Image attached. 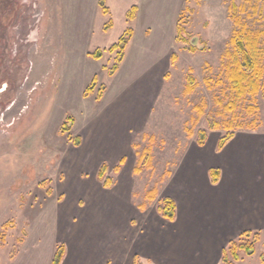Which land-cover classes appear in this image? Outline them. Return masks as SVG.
I'll list each match as a JSON object with an SVG mask.
<instances>
[{
    "label": "rangeland",
    "instance_id": "1",
    "mask_svg": "<svg viewBox=\"0 0 264 264\" xmlns=\"http://www.w3.org/2000/svg\"><path fill=\"white\" fill-rule=\"evenodd\" d=\"M103 5L106 14L100 0H0V264H52L60 245V264H225L223 250L232 264H261L264 0ZM241 28L262 70L255 92L232 86ZM126 29L114 70L120 52L108 49ZM148 148L151 167L143 160L135 174ZM166 197L173 220L157 210Z\"/></svg>",
    "mask_w": 264,
    "mask_h": 264
},
{
    "label": "trees",
    "instance_id": "2",
    "mask_svg": "<svg viewBox=\"0 0 264 264\" xmlns=\"http://www.w3.org/2000/svg\"><path fill=\"white\" fill-rule=\"evenodd\" d=\"M104 0H100V5H102V12L104 14L107 13L108 9L107 7H105V5H103ZM104 6V7H103ZM135 11H136V6H132L130 8V11L127 13V18L128 19H133L134 15H135ZM234 22L238 23L237 21V17L234 18ZM109 25H105L104 29L108 28ZM239 34H241V38H240V42L236 48L237 50L242 54V59H243V63L240 62H236V64L231 65L232 68L230 69L231 71V81L233 83V88L235 90H238V92L240 93H245L246 91L250 90L252 92H255L256 90H258L259 85H258V77L261 75L262 70L260 69V67L258 66V56H257V50H256V45L253 42H250V38L249 36L245 35V31L243 28H241V30L238 32ZM178 34L179 36H181L182 40L188 41L190 44V48L195 50H203L204 47L203 45L199 42V38L197 36H192V37H185L184 35V31L183 29H181L180 27L178 28ZM184 36V37H183ZM132 37V31L131 29H126L124 31V33L121 35V37L118 39V41L116 43H114L113 45H111L108 49L109 52H113L116 49L119 50V55L116 57V64L114 65L113 69H117L118 68V63H120L123 59V51L125 50L129 40ZM244 40H246V42L244 43ZM233 41H235L236 39L233 38ZM92 58L94 59H99L101 57V50H96L94 53H92L90 55ZM245 66H248L251 69V73H248ZM95 78H93V82L95 81ZM188 83L185 87V90L187 92H189L192 89L191 86V82H192V77L189 75V77L187 78ZM100 92L98 93V96L100 97ZM72 125V119L69 118L63 125V129L65 131L70 130ZM203 134V132H200ZM231 138L230 136H226V137H222L220 142L218 143V150H221V148L224 146V144ZM78 141V140H77ZM199 144H203V141H200ZM149 148L145 150V153L143 154V156H141L138 161H137V165L134 168V172L135 174L141 172V169L139 167V165L141 164V162L143 160H146V166L148 168H150V157L148 156L149 154ZM125 162L124 157H122L119 160V163L117 165H115L113 167V170L115 172H118L121 168V165H123V163ZM107 165L106 164H102L99 168L98 171V179L100 181H102V186L104 188H108L112 185V179L108 176H106V172H107ZM210 176H211V180L213 184H216L219 181V171L218 169H211L210 170ZM157 194V189L154 187L152 189H150L145 196H147V198L149 200L154 199V197ZM157 210L163 214V216H165L167 219L169 220H173L175 217V204L174 201H172L170 198L166 197L163 198L161 203L158 205ZM10 225H12L11 222H8ZM243 236H245L246 238H249L251 233L250 231H245L242 233ZM241 235V236H242ZM255 238H257V235H254ZM254 238V239H255ZM0 241L3 244L4 243V233H0ZM23 240L21 238L18 239V242L21 243ZM236 242V241H235ZM235 242L232 241L230 242V247H231V254L234 256L235 259L238 258L236 251H235ZM246 250H248L249 253L252 252V248L251 245L248 246H243ZM223 262L225 264H232L231 262H228L227 260V255H226V251L223 250ZM64 256V248L63 245H60L57 247V250L55 252L54 255V259L52 264H60L62 258ZM261 264H264V255L261 256Z\"/></svg>",
    "mask_w": 264,
    "mask_h": 264
},
{
    "label": "crops",
    "instance_id": "3",
    "mask_svg": "<svg viewBox=\"0 0 264 264\" xmlns=\"http://www.w3.org/2000/svg\"><path fill=\"white\" fill-rule=\"evenodd\" d=\"M222 148H223V147H222ZM222 148H221V149H222ZM217 183H218V182H217Z\"/></svg>",
    "mask_w": 264,
    "mask_h": 264
},
{
    "label": "flooded vegetation",
    "instance_id": "4",
    "mask_svg": "<svg viewBox=\"0 0 264 264\" xmlns=\"http://www.w3.org/2000/svg\"><path fill=\"white\" fill-rule=\"evenodd\" d=\"M0 92H2V91H0Z\"/></svg>",
    "mask_w": 264,
    "mask_h": 264
}]
</instances>
